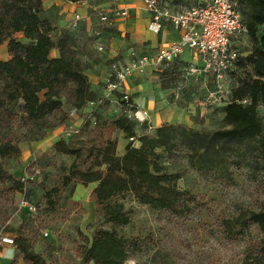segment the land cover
Segmentation results:
<instances>
[{
	"label": "trees",
	"instance_id": "obj_1",
	"mask_svg": "<svg viewBox=\"0 0 264 264\" xmlns=\"http://www.w3.org/2000/svg\"><path fill=\"white\" fill-rule=\"evenodd\" d=\"M234 1L246 22L252 51L233 71L244 76L231 92L223 125L203 132L183 124L164 123L154 134L140 135V146L129 142L122 156L117 153L118 140L112 137L102 144L92 138L69 141L62 137L55 143L56 151L74 158L62 184L47 189L45 197L50 205H55V197L66 186L79 182L95 184V213L113 226L130 222L124 204L114 200L126 192L154 209L176 214L190 211L189 199L194 197L179 188L181 175L166 172L158 159V149H171L178 142L186 147L190 165L201 175L231 178L245 170L254 177L259 173L264 177V119L259 111L264 105V0ZM43 10V0H0V45L7 43L10 53L9 59H0V234L10 216L9 202L26 186L10 166L21 156L22 143L46 138L50 130L68 119L64 97L77 110L98 97L84 61L73 47L78 28L70 27L55 41L54 25L43 16ZM17 33H23L28 41L18 39ZM54 48L59 49L60 56H51ZM170 69L163 72L176 71ZM177 72L179 81L182 71ZM193 79L187 86L197 80ZM122 94L116 93L119 97ZM113 124L128 137L137 136V121L122 115ZM225 223L230 231L238 227L237 234L242 236L253 225L260 229L263 236L254 247L264 256V198L253 206L238 207ZM14 246L18 253L12 264L16 259L26 264H47L26 234L16 236ZM129 256V240L116 229L98 230L83 251L89 264H124Z\"/></svg>",
	"mask_w": 264,
	"mask_h": 264
},
{
	"label": "rangeland",
	"instance_id": "obj_2",
	"mask_svg": "<svg viewBox=\"0 0 264 264\" xmlns=\"http://www.w3.org/2000/svg\"><path fill=\"white\" fill-rule=\"evenodd\" d=\"M95 35V32L88 35L91 41L87 39L84 44L86 48H94L93 56L82 59L84 63L92 61L94 67L90 68H93V71H109L111 59L109 60L106 54L101 55L97 46L94 47L96 41L94 42L92 36L96 38ZM16 37L28 41L23 33H17ZM4 44L0 45V59H9L8 45ZM250 48L248 39L243 50ZM142 49L138 46V53H141ZM129 52L121 54L120 57L129 54L131 56L133 51ZM161 72L163 71L150 70L145 73L152 78L151 86L160 82L166 87L172 81L178 93L175 99H184L189 107V113L174 111L176 115L184 116L182 121L176 124L187 125L203 132L213 131L223 125V120L218 114L220 107H215L221 102L206 104L207 95L199 89L198 81H195L196 86L188 84L187 90L179 87V72L166 71L160 75ZM243 76L238 72L232 74L227 95L239 85ZM108 77L110 73L107 72L102 77L101 89L97 94V99H102L101 103H88L84 109L77 110L64 97V110L68 119L48 132L46 137L49 136L50 140L39 147H33L36 141L22 143L21 156L13 160L10 166L15 175L26 181V186L23 192L17 193L9 202L10 216L0 236L15 238L20 233L26 234L35 248L44 255L47 264H89L83 258V251L86 246L91 245L93 235L101 229H116L120 236L129 240L130 256L124 264H264V256L258 254L254 247L262 238V231L253 225L249 232L242 236L237 234L238 227L230 231L225 223L238 207L253 206L264 198L262 173L254 177L241 170L235 172L231 178L201 175L190 165L188 151L179 142L171 149H158V159L166 172L181 175L178 180L179 188L194 197L189 199L192 203L190 211L176 214L168 210L154 209L141 203L134 194L126 192L114 200L124 204L130 222L123 226H113L106 223L103 216L95 213L92 200L95 184L84 185L79 182L66 186L62 194L55 197V205L47 202V189L62 184L74 158L58 153L55 149V143L64 138L68 131L80 129L75 135L68 136L69 141L92 138L96 143L102 144L108 137L117 139L119 156L125 153L129 142L140 146V135L155 133L156 124L154 125L147 109L145 110L149 118L145 122H138L134 140L114 126L115 119L124 114L115 101L117 95L106 97ZM200 81L203 83V79ZM230 100L231 95L227 96L225 102ZM200 102H204L207 113L201 114L198 109ZM169 112H172V109H169ZM213 112L215 116L211 115ZM173 117L174 115L168 120L169 123ZM166 120L161 123H167ZM62 128L64 129L60 133ZM58 132V136H53ZM24 201L36 206V211H31L28 205L23 206ZM8 246H12L15 251L14 244L0 242V254L3 259L9 258L2 255L4 248ZM15 255L10 261L0 259V264H12ZM13 264L26 263L23 259H16Z\"/></svg>",
	"mask_w": 264,
	"mask_h": 264
},
{
	"label": "built area",
	"instance_id": "obj_3",
	"mask_svg": "<svg viewBox=\"0 0 264 264\" xmlns=\"http://www.w3.org/2000/svg\"><path fill=\"white\" fill-rule=\"evenodd\" d=\"M147 9L152 14L150 28L160 32L164 23H170L179 33L171 43L162 45L155 55L132 52L125 61H113L110 66V77L106 81V97L117 96L116 102L123 114L137 122L148 120V112L139 108L131 100L130 93L123 91L129 78L146 72L149 68L156 71L172 68L176 59L189 51L192 61L182 66L180 88H185L188 81L195 77H213L215 89H208L206 104L221 102L226 94V82L237 69L238 62L246 55L243 46L248 41V28L237 3L234 0H145ZM129 16V7L113 9L100 14L102 25L112 26L118 19ZM81 13H76L71 28H78L82 20ZM95 36H101L103 30H94ZM97 49L105 51V45L98 43ZM101 103L95 99L90 104ZM246 103L247 100H244ZM80 129L68 131V136L75 135ZM135 137H131L134 140ZM31 211L36 206L24 201ZM0 242L14 244V237L0 236Z\"/></svg>",
	"mask_w": 264,
	"mask_h": 264
},
{
	"label": "crops",
	"instance_id": "obj_4",
	"mask_svg": "<svg viewBox=\"0 0 264 264\" xmlns=\"http://www.w3.org/2000/svg\"><path fill=\"white\" fill-rule=\"evenodd\" d=\"M43 3V16L49 19L54 25L52 36L55 41H58L67 31L70 30L71 22L75 14L81 13L83 18L80 21L78 29L74 31L75 39L73 42V47L81 58L89 59V57L91 58L93 56L95 51L94 48H86L84 44L85 40L91 39L88 35L94 34V30H98V28L103 30V34L99 37L96 36V38L92 36V38L95 39L94 42L96 41L94 47L97 46L98 43L105 45V51L101 52V55L106 54L108 59H111L110 64L116 60L121 62L127 61L130 58V54L129 56L125 55L123 57H120V55L128 53L130 50L138 53V46L141 49L143 48L141 53L155 55L162 45L175 41L180 35V33L167 22L164 23L160 32L152 30L150 28L152 14L147 9L145 0H43ZM124 7H129V16L127 18L118 19L112 26L102 25L100 23L101 13ZM250 49L247 50L246 54L252 51V49ZM51 56H60L59 49L54 48L51 52ZM192 60L191 53L187 50L176 59V62L169 71H174L175 69L176 71H179L183 65ZM84 64L87 68V74L92 82V87L98 94L101 89L102 77L106 75L107 72L108 74L110 73V65L109 71H93L94 69L90 68V66H93L92 61L91 63ZM150 70L156 71L153 68H149L147 72L135 74L133 77L129 78L123 91L130 93L139 108H144L150 111L152 121L154 122V125L156 124V128L162 125L161 122H163V120H166L163 118L167 117L168 119L166 121H168L171 119L172 115H174V117L170 122L173 124L180 123L184 116H178L174 111L181 110L182 112L189 113L190 111L189 107L186 106V101L184 99H175V97L178 96V93H176L175 83L172 81L169 83L170 85L168 84L169 86L166 87L160 82H156V84L151 86L152 78H149V76L145 74ZM230 78L226 82V94L223 97V101L215 106L220 107L218 114L221 116V119L225 116V109L228 104L225 100L227 96L229 97L231 95L230 93L227 95V92H229L228 83L230 84ZM201 79H203V83L200 80L196 81H198L200 85L199 89L202 90L206 96L208 89L215 88V83L213 77H202ZM192 80L194 79L192 78ZM174 82H176V80H174ZM189 86L196 85L192 82ZM203 103L204 102H200L201 106L198 108L200 109L201 114L205 112L207 113ZM169 109H172V112H169ZM259 111L264 119V105L259 106ZM211 115L215 116V112ZM175 119L177 120L175 121ZM167 123H169V121ZM63 129L64 128L61 129L60 133ZM58 134L59 132L54 133L53 136H58ZM65 138L69 140L68 132L67 135H65ZM49 140L50 137L48 136L41 141H36V143L33 144V147L45 145ZM4 251L5 252H2V255H6L9 258L3 259L0 254V259L8 261L18 253V250L15 249L14 251L12 246L4 248Z\"/></svg>",
	"mask_w": 264,
	"mask_h": 264
}]
</instances>
